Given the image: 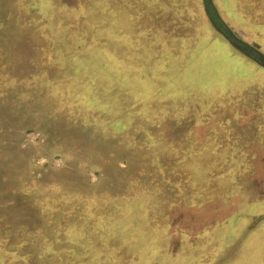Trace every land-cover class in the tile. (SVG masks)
Listing matches in <instances>:
<instances>
[{"label": "rangeland", "instance_id": "374dc122", "mask_svg": "<svg viewBox=\"0 0 264 264\" xmlns=\"http://www.w3.org/2000/svg\"><path fill=\"white\" fill-rule=\"evenodd\" d=\"M223 1L235 13L224 19L213 0L220 18L264 54V0ZM209 21L205 0H0V133L17 145L38 133H259L246 134L245 173L228 172L238 187L254 185L249 195L261 193V172L249 171L264 166V70L247 74L209 49L198 36ZM85 84L108 88L113 100L82 92L74 107L63 98ZM35 160L57 176L66 167L64 158ZM212 184L202 183L224 198ZM231 191L236 209L241 197Z\"/></svg>", "mask_w": 264, "mask_h": 264}, {"label": "trees", "instance_id": "16d2710c", "mask_svg": "<svg viewBox=\"0 0 264 264\" xmlns=\"http://www.w3.org/2000/svg\"><path fill=\"white\" fill-rule=\"evenodd\" d=\"M221 1L225 19L235 11ZM198 36L247 74L264 70L211 21ZM85 85L63 98L74 107L82 92L113 100L108 88ZM246 134L259 135L38 133L17 145L0 133V264H264V188L251 196L254 185L238 187L228 172L249 167ZM41 157L64 158L66 167L57 176L35 160ZM227 163L233 167L218 171ZM256 171L264 186V166L249 174ZM212 182L224 198L202 185ZM230 189L241 197H234L236 209Z\"/></svg>", "mask_w": 264, "mask_h": 264}, {"label": "water", "instance_id": "95a60500", "mask_svg": "<svg viewBox=\"0 0 264 264\" xmlns=\"http://www.w3.org/2000/svg\"><path fill=\"white\" fill-rule=\"evenodd\" d=\"M206 10L213 25L220 31L227 39L232 43V45L238 50L244 52L246 55L254 59L260 66L264 67V54L248 44L247 42L240 39L225 23V21L220 18L218 11L216 10L213 0H205ZM210 10V11H209ZM211 12V13H209Z\"/></svg>", "mask_w": 264, "mask_h": 264}]
</instances>
